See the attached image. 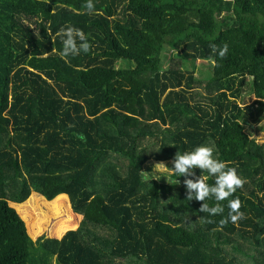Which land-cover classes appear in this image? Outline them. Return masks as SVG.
I'll list each match as a JSON object with an SVG mask.
<instances>
[{"label": "trees", "instance_id": "1", "mask_svg": "<svg viewBox=\"0 0 264 264\" xmlns=\"http://www.w3.org/2000/svg\"><path fill=\"white\" fill-rule=\"evenodd\" d=\"M93 2L89 15L86 0H0V264H264V144L244 132L264 118V0ZM67 25L89 54L59 55ZM210 44H227V57ZM166 50L177 55L167 68ZM197 61L212 63L201 96ZM246 84L253 101L240 107ZM201 144L247 175L231 197L242 201L238 224L219 226L227 201L221 215L199 212L185 177L142 172ZM32 190L48 200L30 202L64 215L57 237L77 225L67 198L83 225L34 243L28 227L42 232L9 204Z\"/></svg>", "mask_w": 264, "mask_h": 264}, {"label": "clouds", "instance_id": "2", "mask_svg": "<svg viewBox=\"0 0 264 264\" xmlns=\"http://www.w3.org/2000/svg\"><path fill=\"white\" fill-rule=\"evenodd\" d=\"M44 2L49 3V0H44ZM83 7L89 15L96 11L93 0H86ZM55 36L60 38L63 45L59 52L62 58L91 52L92 45L81 29L71 25L62 26L57 30ZM209 47L212 53L219 58L224 59L227 57V44L220 47L216 44H210ZM260 136H256L257 143L264 142L260 139ZM158 165L164 167L159 168ZM197 168L201 170V173L207 172L209 176L214 177V183L211 185L207 183V177L203 175L195 179L191 178L195 176V169ZM166 171L169 173L168 175L164 174ZM172 175L176 177L175 180L170 179ZM181 176L185 177L183 184L186 189V198L189 201L195 199L202 202L199 212L207 213L209 216L221 215L224 212L223 202L227 201L228 216L219 221L220 227L229 222L238 224L241 219L245 218L244 213L240 210L242 201L238 197L234 199L231 197L237 189L243 187L246 181L238 175L236 168L229 167L225 162L214 158L213 147L201 144L191 151H185L183 154L177 151L172 159L171 167L164 163H157L151 172V179L159 180L161 177H166L167 182L173 185L180 183L177 177ZM207 200H214L215 204L210 206L205 202Z\"/></svg>", "mask_w": 264, "mask_h": 264}, {"label": "rangeland", "instance_id": "3", "mask_svg": "<svg viewBox=\"0 0 264 264\" xmlns=\"http://www.w3.org/2000/svg\"><path fill=\"white\" fill-rule=\"evenodd\" d=\"M164 54H165L164 55L165 56L164 61L166 63L165 67L167 68V65L170 64L172 59L173 60L177 59V55L175 52L167 51V50L164 52ZM211 66H212V63H210L208 61H197L195 64V76L197 77V80L200 81V84L195 87L194 93L197 94L198 96L207 94L205 86L208 84L207 76H209L211 73ZM119 67H121V66H119ZM190 68H191L190 65H188L187 63H184L183 69L188 70ZM216 95H217V92L215 91L214 96H216ZM251 101H253V97H252V95H250V87L246 84L245 86H243L241 88V98L238 99L237 102L240 104V107H242L243 105L249 104ZM244 132L250 139H254L255 141L257 140L256 136H260V134H261L260 139L262 141H264V118L261 119L256 124H244ZM258 144L263 145L264 142H261ZM157 163H164L167 165L168 161L166 162V161L154 160V159L150 158L143 166V169H142L143 174H145L147 176H151V172L153 171V167ZM114 167L115 166H108V167L103 166L101 169L105 168L106 170H113ZM158 167L163 168L164 166L158 165ZM147 169H150V170L148 171ZM164 174L168 175L169 173L166 171ZM246 176L243 175L240 177H242L244 180H247ZM159 180L167 181L166 177H161ZM35 193H38V192H35L34 190H32V192L29 194V196L22 202L9 201V204L11 206L15 207L20 215L21 214L24 215V213H25V215H27L26 219L28 220V222H30V225L34 224L35 228L38 231L42 232L38 236H31L29 233V227L27 229V225H26L27 232H28L30 238L32 239V241L34 243L38 244V242L42 239H43V241L46 239H52V238L60 240L68 231H78L79 228L83 225L84 215L82 213H78V212L74 211L71 207L69 198H67L71 214L76 216V218H74V220H76L77 225L74 227H71L73 229L70 228L67 231H65L62 236L57 237L54 234V232H55L54 226L57 225V222L59 224L58 220L63 218L64 215H62V213H60V212L58 214H55L52 210L49 209L48 205L44 204L43 200H41V199L37 202H34V201L30 202V201L38 198V195L40 197H44L43 195H41L39 193H38V195H36ZM34 195H36V196L34 197ZM53 199H51V200H53ZM46 200H48V199H46ZM51 200H49V201H51ZM180 218H181L182 222L185 221V218H183L181 213L179 215H177V213H176L177 221H179ZM25 224H26V221H25ZM92 231H93V234H97V235L101 236L100 239L103 242H106V239L110 238V232L108 230L96 231L94 228H92ZM122 264H130V263L127 261H123Z\"/></svg>", "mask_w": 264, "mask_h": 264}]
</instances>
